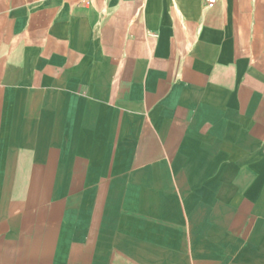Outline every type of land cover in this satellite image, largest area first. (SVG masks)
<instances>
[{"label":"crops","instance_id":"obj_1","mask_svg":"<svg viewBox=\"0 0 264 264\" xmlns=\"http://www.w3.org/2000/svg\"><path fill=\"white\" fill-rule=\"evenodd\" d=\"M0 264H264V0H0Z\"/></svg>","mask_w":264,"mask_h":264},{"label":"built area","instance_id":"obj_2","mask_svg":"<svg viewBox=\"0 0 264 264\" xmlns=\"http://www.w3.org/2000/svg\"><path fill=\"white\" fill-rule=\"evenodd\" d=\"M206 2L208 3V5L211 7L214 5L215 0H206Z\"/></svg>","mask_w":264,"mask_h":264}]
</instances>
